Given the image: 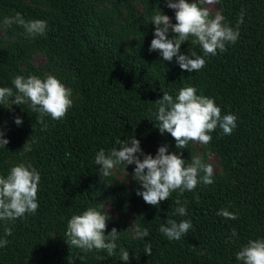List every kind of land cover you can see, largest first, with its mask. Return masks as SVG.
Returning <instances> with one entry per match:
<instances>
[{
    "label": "trees",
    "instance_id": "1",
    "mask_svg": "<svg viewBox=\"0 0 264 264\" xmlns=\"http://www.w3.org/2000/svg\"><path fill=\"white\" fill-rule=\"evenodd\" d=\"M34 1L0 0V13L12 10L26 20L47 22L46 34L36 36L34 46L54 68L43 74L29 61L31 49L20 43L7 48L0 38V87H12L15 93V76L51 74L60 81L65 78L79 97L62 119L45 115L43 122L30 101L8 108L10 99L0 105V131L9 141L0 148V176L8 175L7 158L14 153L41 175L36 213L0 220V239L8 240L0 247V264H126L120 260L121 248L129 250L127 264H241L236 259L240 248L250 239H264V0H217L223 22L234 29L243 11L239 37L235 44H226L223 53L205 57V67L192 73L182 70L175 58L169 62L159 50H149L155 30L152 16L160 9L174 15L166 0H137L142 9L133 0ZM194 40L190 36L180 51L203 56ZM189 85L197 95L213 98L222 116L237 117L231 135L217 127L209 143L225 170L220 180L236 182L210 187L200 183L183 195L177 190L159 207L137 195L138 181L130 192L122 191L120 184L109 186L95 157L101 149L107 154L119 148L118 139L134 135L145 154L155 156L166 144L169 152L180 155L171 134H161L155 126V101L163 91L175 99ZM16 117L22 124L15 123ZM26 142L29 152L23 151ZM112 197L122 214L120 201H131L136 228H147L150 235L134 239L135 232L127 236L115 227L120 233L112 257L106 250L85 252L69 246L65 232L70 218L89 207L103 211V201ZM177 198L187 203L186 216L174 215ZM223 208L238 219L217 215ZM168 219H190L193 228L181 240H169L159 231ZM106 223L105 235L114 227ZM6 227L12 229L7 237ZM146 243L151 255L144 252Z\"/></svg>",
    "mask_w": 264,
    "mask_h": 264
},
{
    "label": "clouds",
    "instance_id": "2",
    "mask_svg": "<svg viewBox=\"0 0 264 264\" xmlns=\"http://www.w3.org/2000/svg\"><path fill=\"white\" fill-rule=\"evenodd\" d=\"M203 2V0H201ZM208 4L214 0H207ZM166 5L175 11L176 23L163 13L154 14L151 23L155 25L154 38L149 50H159L163 59L171 62L175 58L182 70L189 73L198 72L206 65L205 57L215 56L217 51H226V44H235L239 37V26L244 22V13H240L236 28L225 24L224 17L217 13L210 17L209 9L201 7L196 0H166ZM5 23H16L22 26L30 37L46 34L47 22L42 19L26 20L23 15L17 13L14 18H7ZM171 33V37H170ZM195 37L193 43H198L203 56L195 51L190 54L180 51L181 45L189 41V37ZM15 93L12 87H0V105L11 103L22 105L30 101L32 111L39 113V120L43 122L45 115L52 119H62L72 106L71 89L67 88L54 75L41 78L37 75H29L27 78L17 75L13 79ZM158 105L154 114L155 126L161 134L170 133L176 141V148H186L190 141L208 145L212 140L211 133L217 127L226 135H231L236 128L237 117L234 114L221 115V107L213 98L197 95L194 86L181 88L178 95L173 98L171 94L163 91V96L155 101ZM15 123L22 124V118L16 117ZM9 143L0 131V148ZM116 146L106 154L104 149L97 152L96 165H100L101 177H109L113 170L121 164H135L133 178L141 185L137 195L149 205L159 207L162 201L169 199L173 192L179 191L180 195L187 191H193L200 183L212 184L214 169L211 163L203 161L202 157H192L191 162L185 164L182 155L169 152L168 145H161L155 156L145 154L140 146V140L134 135L123 141L118 139ZM24 152L31 151L27 142L23 146ZM143 156V159L140 157ZM203 173V175H201ZM41 175L31 164L24 162L11 167L8 175L0 176V220L15 221L26 213L35 214L39 208L37 193ZM198 200L199 197L197 196ZM174 215L186 216L187 203H181L177 198ZM103 207V205H101ZM217 215L226 219H238V215L227 208L220 209ZM108 211L103 212L97 207H89L82 214L73 215L67 224L65 232L66 242L69 246H75L85 252L106 250L107 257L115 255L116 240L119 233L115 227L107 235ZM193 228L190 219L177 222L168 219L166 224H161L159 231L169 240H181L190 229ZM5 237L12 234L11 228H5ZM233 236L236 235L233 230ZM150 235L147 228L137 227L134 239L144 240ZM8 240L0 239V247H5ZM144 252L151 255L150 243H146ZM236 259L241 264H264V239H250L236 253ZM120 260H130L129 250L120 249Z\"/></svg>",
    "mask_w": 264,
    "mask_h": 264
},
{
    "label": "rangeland",
    "instance_id": "3",
    "mask_svg": "<svg viewBox=\"0 0 264 264\" xmlns=\"http://www.w3.org/2000/svg\"><path fill=\"white\" fill-rule=\"evenodd\" d=\"M28 3H31L35 5L34 0H26ZM135 4L137 3V8L142 9V6L138 3L137 0H133ZM197 3H200L202 7H206L209 9L210 15L214 17L217 13L221 14L220 11V4L217 0H214V3L208 4L207 0H196ZM174 10V9H173ZM175 11L174 15H171L167 13L172 21L176 23L175 20ZM16 15L15 12L12 10H9V13H0V38H2L3 45L7 48H15L17 47V44L20 43L25 48L31 49L32 56L30 57L29 61L33 66L41 68L43 74H47L50 72L54 66L51 62L48 61L46 55L42 53L39 49H37L34 45L35 43V37H30L26 34L24 28L22 26L17 25L16 23H12L11 25L5 23L7 18H14ZM117 20L120 22H123L122 15L117 16ZM61 83H63L67 88L71 89V99L74 101L79 97L78 90L74 89L69 83L65 81V78L61 80ZM175 146L176 141L174 139ZM182 155V158L185 160V164L191 162L192 157L200 156L202 157L203 161L206 163H211L213 165L214 174H213V183L210 185H206L207 187L214 186L218 183L221 185H228V184H234L236 182V179L234 178H225L223 180H220V177L225 174L224 168L221 166L219 162V157L217 152L208 144V145H202L199 142L190 141L188 146L183 149H177ZM7 162L9 164V167H13L14 165L24 162L26 164H29L28 161H26L23 157L19 156V154L14 153L13 155L9 156L7 158ZM133 172L134 167L133 165H125L121 164L118 165L114 170L113 174L109 177H107L106 183L109 186H116L117 184H120L122 186V191L130 192L133 187L136 186V180L133 178ZM203 175V173H201ZM112 198H107L103 201V212L108 211L109 215V223L112 224L114 227H118L121 229L125 235L131 236L134 234L136 230V216L137 212L133 207V204L131 201H120V203L125 208V214H122L119 211L118 205L115 204V201Z\"/></svg>",
    "mask_w": 264,
    "mask_h": 264
}]
</instances>
